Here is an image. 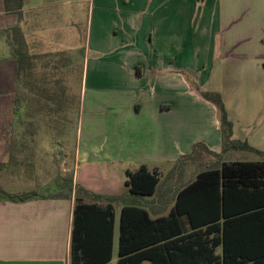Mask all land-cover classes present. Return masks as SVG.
<instances>
[{
    "label": "crops",
    "instance_id": "obj_1",
    "mask_svg": "<svg viewBox=\"0 0 264 264\" xmlns=\"http://www.w3.org/2000/svg\"><path fill=\"white\" fill-rule=\"evenodd\" d=\"M13 28L19 29L20 66L9 43ZM0 37L16 64L13 115L4 120L0 149L9 168L26 169V179L41 167L38 126L44 120L49 132L56 129L59 105L69 104L58 89L76 86L80 76L84 146L77 145L72 163L67 154L58 167L71 172L74 185L111 197L100 201L114 208L111 264L121 208L143 203L137 207L151 219L168 214L164 203L175 185L199 173V148L195 160L172 171L194 144L224 154L225 161L241 151L223 152L217 110L197 89L222 95L232 140L264 151V0H0ZM75 41L82 43L83 62L77 74L65 75L64 87L59 71L73 69ZM142 166L161 174L155 204L127 188L117 192L114 171L125 175L124 183L127 172ZM74 204V193L0 201V264H70ZM184 228L195 231L187 223Z\"/></svg>",
    "mask_w": 264,
    "mask_h": 264
},
{
    "label": "trees",
    "instance_id": "obj_2",
    "mask_svg": "<svg viewBox=\"0 0 264 264\" xmlns=\"http://www.w3.org/2000/svg\"><path fill=\"white\" fill-rule=\"evenodd\" d=\"M18 30L12 29L9 43L15 46L14 57L20 66ZM197 90L217 110L223 152L245 150L263 159L225 161L222 154L211 152L203 143L194 144L190 154L175 162L172 171L195 160L198 148L199 163L206 167L193 179L175 185L164 203L168 214L151 219L141 207L121 208L116 264H264V151L232 140V123L222 95ZM210 157L215 159L212 163ZM126 177L124 185L133 196L156 197L162 188L161 174L154 169L142 166L127 172ZM72 193L70 264H111L114 208L100 203L111 197L74 185L72 178L61 182L48 196L62 199ZM39 197L36 192L13 194L0 187V201L21 203ZM185 223L195 231L185 233Z\"/></svg>",
    "mask_w": 264,
    "mask_h": 264
},
{
    "label": "rangeland",
    "instance_id": "obj_3",
    "mask_svg": "<svg viewBox=\"0 0 264 264\" xmlns=\"http://www.w3.org/2000/svg\"><path fill=\"white\" fill-rule=\"evenodd\" d=\"M76 47H72L73 52L75 53V56L72 58L71 63L73 64V69H70V73L59 71V77H60V84L65 87L67 84L65 75H68L67 77H71V75L77 74V69L79 65L83 62V56H82V43L80 41H75ZM4 42L2 41V38L0 37V133L3 130V124L5 118H9L13 115V105L11 103V98L9 96V90L13 92L14 89V81H12V71L15 69V63L13 59L10 57V53L5 50ZM41 60L40 63L44 64L46 63L45 59ZM65 62V60H64ZM70 63V64H71ZM60 64V62H59ZM66 64V62H65ZM45 73V72H44ZM80 80V76H79ZM79 80L78 77L76 79V86H70L66 89H58L59 90V99L62 102L65 99H68L69 104L63 106L62 103L59 105L61 108L59 110V120L56 123L57 127L55 130L50 129L47 130V126L44 123V120L42 121V124L38 126V136L36 138L37 145H36V158L39 160L40 168L37 169L35 172L36 177L34 179H26L28 176L23 174V169H11L8 167V165L5 164V153L3 150L0 149V187L8 192V193H15L19 191H28V190H34L36 193H38L41 196H46L52 194L54 191H57V185L63 182L64 180H67L71 178V172H62V168L58 167V163L64 160L65 155H69L67 161L69 163H72V156L75 148L78 144H81V147L84 146L82 140H83V134L80 138V133L84 132L85 129V119L82 114V111L80 110V89H79ZM66 82V83H65ZM44 82H40L39 85H43ZM11 92V93H12ZM68 92L67 97L65 98V93ZM19 93V91H18ZM44 105H41L39 108V111H42ZM67 117L66 120H63V118ZM50 134V135H49ZM1 138V135H0ZM1 145V144H0ZM59 147H63L64 150L59 149ZM59 149V150H58ZM236 157L231 159L232 161H262V157L257 156L256 154L252 152H246V151H239L235 153ZM222 156H225L222 154ZM225 159V158H223ZM48 160L51 161V164H47ZM229 161V160H226ZM47 165V166H46ZM71 165V164H70ZM69 165V167H70ZM206 166L204 164L199 163V170L205 168ZM116 170V169H115ZM114 175L116 176L117 180V192L119 194H123L126 191V186L123 183V179L125 178V175L121 174L119 169L117 171H114ZM95 179V182L98 180ZM103 181H99L100 185L106 182L107 180L103 178ZM63 184V183H62ZM97 184V183H96ZM137 199L141 200V197H137ZM142 199H148V198H142ZM138 202H140L138 200ZM158 202L157 198H152L149 203L155 204ZM143 203H140L137 206L144 207L142 205ZM145 208V207H144Z\"/></svg>",
    "mask_w": 264,
    "mask_h": 264
}]
</instances>
